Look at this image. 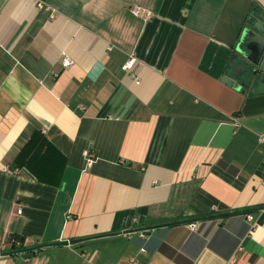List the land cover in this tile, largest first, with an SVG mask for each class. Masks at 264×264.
I'll list each match as a JSON object with an SVG mask.
<instances>
[{"label": "crops", "instance_id": "0c3cea01", "mask_svg": "<svg viewBox=\"0 0 264 264\" xmlns=\"http://www.w3.org/2000/svg\"><path fill=\"white\" fill-rule=\"evenodd\" d=\"M260 13L0 0V264H264V92L223 80Z\"/></svg>", "mask_w": 264, "mask_h": 264}, {"label": "water", "instance_id": "95a60500", "mask_svg": "<svg viewBox=\"0 0 264 264\" xmlns=\"http://www.w3.org/2000/svg\"><path fill=\"white\" fill-rule=\"evenodd\" d=\"M231 63L234 64L232 74L241 76L242 81L224 76L225 82L250 94L264 92V13L246 24L240 42L231 56Z\"/></svg>", "mask_w": 264, "mask_h": 264}, {"label": "built area", "instance_id": "2783aa9c", "mask_svg": "<svg viewBox=\"0 0 264 264\" xmlns=\"http://www.w3.org/2000/svg\"><path fill=\"white\" fill-rule=\"evenodd\" d=\"M129 10L136 16H139V17H142V18H150L152 17L153 15V11L143 5H140V4H132L130 7H129ZM135 61L136 59L134 57H130L129 59H127V61L125 62L124 64V69L125 70H130L133 68L134 64H135ZM71 63V61L69 59H66L64 61V64L65 65H69ZM247 218L250 220V221H253L254 220V216L252 214H248L247 215ZM198 225V222L195 221V222H191L190 223V227L191 228H196ZM17 243V242H16ZM18 244V243H17ZM228 264H231L230 262Z\"/></svg>", "mask_w": 264, "mask_h": 264}, {"label": "trees", "instance_id": "16d2710c", "mask_svg": "<svg viewBox=\"0 0 264 264\" xmlns=\"http://www.w3.org/2000/svg\"><path fill=\"white\" fill-rule=\"evenodd\" d=\"M20 242H21V241H20ZM20 246H22V245H20ZM14 247H16V248L19 247V244H16V242H13V248H14Z\"/></svg>", "mask_w": 264, "mask_h": 264}]
</instances>
